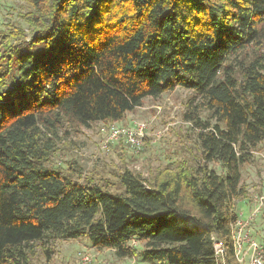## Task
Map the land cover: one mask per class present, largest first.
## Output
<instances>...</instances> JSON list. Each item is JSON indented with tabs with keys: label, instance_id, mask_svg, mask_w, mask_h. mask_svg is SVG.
Returning a JSON list of instances; mask_svg holds the SVG:
<instances>
[{
	"label": "trees",
	"instance_id": "1",
	"mask_svg": "<svg viewBox=\"0 0 264 264\" xmlns=\"http://www.w3.org/2000/svg\"><path fill=\"white\" fill-rule=\"evenodd\" d=\"M25 1L33 38L0 33V264H31L49 236L151 264H216L213 235L234 263L231 204L264 145V0ZM175 88L216 121L198 125L199 164L153 178L125 169L114 194L76 165L51 167L64 124L120 122Z\"/></svg>",
	"mask_w": 264,
	"mask_h": 264
},
{
	"label": "rangeland",
	"instance_id": "2",
	"mask_svg": "<svg viewBox=\"0 0 264 264\" xmlns=\"http://www.w3.org/2000/svg\"><path fill=\"white\" fill-rule=\"evenodd\" d=\"M31 11L25 0H0V33L17 27L30 41L34 36L29 20ZM199 101L190 91L175 88L156 99H145L141 107L126 114L120 122L93 123L88 127L64 124L54 139L51 167L65 170L76 165L81 169V179H92L114 194L118 176L125 169L153 178L165 171L176 172L182 163L199 164L198 125L216 124ZM137 123L145 125L141 150L133 149L123 135L111 138V126L131 130ZM248 157L249 161L241 166V186L246 197L231 204V210L242 219L249 217L259 206L258 200L264 198V145H259ZM209 167L217 174L225 173L216 162ZM249 229L251 237L264 246V202ZM129 247L136 253L143 249L135 241ZM30 260L31 264H151L138 256L119 258L114 251L94 249L86 239L52 236L34 245Z\"/></svg>",
	"mask_w": 264,
	"mask_h": 264
},
{
	"label": "built area",
	"instance_id": "3",
	"mask_svg": "<svg viewBox=\"0 0 264 264\" xmlns=\"http://www.w3.org/2000/svg\"><path fill=\"white\" fill-rule=\"evenodd\" d=\"M145 125L137 123L131 130H120L115 126L110 127L111 138H117L123 135L127 143L135 150H141V139ZM259 206L246 219H242L237 215V220L231 225L230 235L232 242V258L234 263L229 262L228 248L224 243L215 237L211 236L213 257L216 264H264V246L251 237L249 225L252 219L256 216L264 202V198L259 200ZM134 242V241H133Z\"/></svg>",
	"mask_w": 264,
	"mask_h": 264
}]
</instances>
